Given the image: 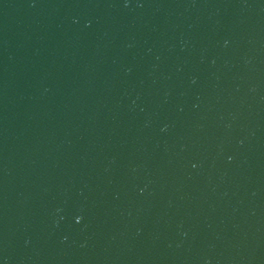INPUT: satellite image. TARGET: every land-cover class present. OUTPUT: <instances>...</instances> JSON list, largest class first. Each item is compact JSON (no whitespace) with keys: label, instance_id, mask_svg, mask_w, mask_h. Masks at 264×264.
I'll use <instances>...</instances> for the list:
<instances>
[{"label":"water","instance_id":"water-1","mask_svg":"<svg viewBox=\"0 0 264 264\" xmlns=\"http://www.w3.org/2000/svg\"><path fill=\"white\" fill-rule=\"evenodd\" d=\"M0 264H264V0H0Z\"/></svg>","mask_w":264,"mask_h":264}]
</instances>
